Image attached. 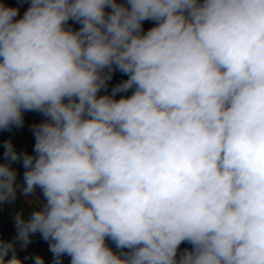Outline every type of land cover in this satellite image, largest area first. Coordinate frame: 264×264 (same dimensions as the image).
I'll return each instance as SVG.
<instances>
[{"label": "clouds", "instance_id": "9594fccd", "mask_svg": "<svg viewBox=\"0 0 264 264\" xmlns=\"http://www.w3.org/2000/svg\"><path fill=\"white\" fill-rule=\"evenodd\" d=\"M32 111L0 264L36 233L53 264H264V0L0 3V129Z\"/></svg>", "mask_w": 264, "mask_h": 264}, {"label": "crops", "instance_id": "0c3cea01", "mask_svg": "<svg viewBox=\"0 0 264 264\" xmlns=\"http://www.w3.org/2000/svg\"><path fill=\"white\" fill-rule=\"evenodd\" d=\"M0 3H4L7 6L10 7H18L19 8V15L22 16L24 11L29 6V0H0ZM19 18V17H17ZM70 24H74L70 21ZM154 26L153 21H145L143 22V28L146 32L149 28ZM127 79V76L119 71L114 72L113 77L111 81L109 82V89L108 91H111V88L117 84H119L121 81ZM103 94V93H101ZM129 95L131 92L128 93ZM119 95H124L118 94ZM24 116V124L22 127H11L8 130H2L0 129V155H2V158H0V162H4V142L7 140H11L15 149L18 152H27L29 154L33 153V146L35 143V138L33 135V125H37L41 123L45 117L39 113V112H25L23 114ZM20 162L13 163V167L16 169L19 166ZM37 195H39V191H37ZM31 199V198H30ZM17 209L20 207H27V204L23 201V199H19L16 202ZM33 238L35 241L40 243H47L48 247L46 250L40 252L39 256H42L44 258L45 264H53V254L49 251V242H46L42 239L41 235L39 233H36L33 235ZM70 264V257L64 256L62 258V264Z\"/></svg>", "mask_w": 264, "mask_h": 264}, {"label": "built area", "instance_id": "2783aa9c", "mask_svg": "<svg viewBox=\"0 0 264 264\" xmlns=\"http://www.w3.org/2000/svg\"><path fill=\"white\" fill-rule=\"evenodd\" d=\"M18 175L23 174L22 163L16 168ZM17 210V205L10 203L0 204V239L5 241H13L17 235L16 228L13 220L15 211ZM46 243H40L31 237V242L26 246H21L18 242L16 244L17 255L24 264H32V258L39 255L40 252L47 249Z\"/></svg>", "mask_w": 264, "mask_h": 264}, {"label": "trees", "instance_id": "16d2710c", "mask_svg": "<svg viewBox=\"0 0 264 264\" xmlns=\"http://www.w3.org/2000/svg\"><path fill=\"white\" fill-rule=\"evenodd\" d=\"M0 158H2V155H0ZM109 243H110V246H112L113 248H115V245L111 244V242H109ZM190 247H191V245L188 244L187 242H185V243L181 244L180 249L183 250L185 248H190Z\"/></svg>", "mask_w": 264, "mask_h": 264}, {"label": "rangeland", "instance_id": "374dc122", "mask_svg": "<svg viewBox=\"0 0 264 264\" xmlns=\"http://www.w3.org/2000/svg\"><path fill=\"white\" fill-rule=\"evenodd\" d=\"M74 28H79L80 27V25L78 24V23H74L73 25H72ZM47 244V243H46ZM48 245V244H47ZM66 256V255H65ZM64 264V263H63Z\"/></svg>", "mask_w": 264, "mask_h": 264}]
</instances>
